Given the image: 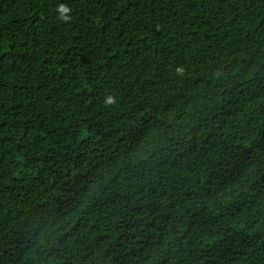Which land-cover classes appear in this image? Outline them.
<instances>
[{
    "label": "trees",
    "instance_id": "trees-1",
    "mask_svg": "<svg viewBox=\"0 0 264 264\" xmlns=\"http://www.w3.org/2000/svg\"><path fill=\"white\" fill-rule=\"evenodd\" d=\"M0 264H264V0H0Z\"/></svg>",
    "mask_w": 264,
    "mask_h": 264
},
{
    "label": "clouds",
    "instance_id": "clouds-1",
    "mask_svg": "<svg viewBox=\"0 0 264 264\" xmlns=\"http://www.w3.org/2000/svg\"><path fill=\"white\" fill-rule=\"evenodd\" d=\"M105 103L106 104H114V103H116V97L112 96V95H109L107 97V99L105 100Z\"/></svg>",
    "mask_w": 264,
    "mask_h": 264
}]
</instances>
